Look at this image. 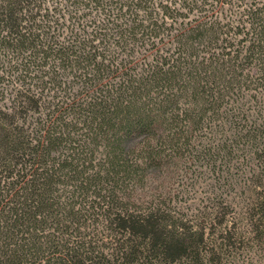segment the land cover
I'll use <instances>...</instances> for the list:
<instances>
[{
    "label": "trees",
    "instance_id": "1",
    "mask_svg": "<svg viewBox=\"0 0 264 264\" xmlns=\"http://www.w3.org/2000/svg\"><path fill=\"white\" fill-rule=\"evenodd\" d=\"M0 264H264V0H0Z\"/></svg>",
    "mask_w": 264,
    "mask_h": 264
},
{
    "label": "rangeland",
    "instance_id": "2",
    "mask_svg": "<svg viewBox=\"0 0 264 264\" xmlns=\"http://www.w3.org/2000/svg\"><path fill=\"white\" fill-rule=\"evenodd\" d=\"M183 161L179 160L176 163L177 168H169L163 177L160 176L157 180L154 178L155 181L150 187L152 190V187L158 185L160 187L158 193L161 197H167L168 206L181 212L187 211L186 208H182L184 205L191 208L196 205L199 202L198 199L206 193V189L211 184V177L208 173L199 172L198 169L192 171L193 166L189 169V163Z\"/></svg>",
    "mask_w": 264,
    "mask_h": 264
}]
</instances>
